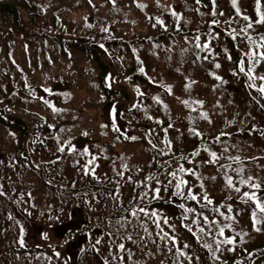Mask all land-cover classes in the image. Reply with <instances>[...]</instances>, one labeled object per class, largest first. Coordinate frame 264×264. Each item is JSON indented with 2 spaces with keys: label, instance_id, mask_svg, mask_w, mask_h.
Segmentation results:
<instances>
[{
  "label": "trees",
  "instance_id": "obj_1",
  "mask_svg": "<svg viewBox=\"0 0 264 264\" xmlns=\"http://www.w3.org/2000/svg\"><path fill=\"white\" fill-rule=\"evenodd\" d=\"M261 3L264 7V0ZM139 4L146 7L140 8ZM238 5L253 21L258 18L255 0H238ZM169 6L181 14L179 28ZM197 7L204 13H210L213 8L210 0H202L200 5H196L195 0H159V3L157 0H115V3L112 0H91V3L89 0H0V185H3L0 191L6 193L0 196V264H104L106 258L111 260L109 248L113 252L116 249L108 244L109 237L105 233L113 229L110 221L115 222L122 214L128 215L123 209L129 207L133 187L125 185L121 189L120 203L99 195L115 189L114 182L119 177L113 171V160L116 169L122 170L120 157H126L127 163L134 166L135 180L157 171L148 139L163 147V128L168 123L174 126L168 132L174 156L157 159L190 154L201 146V139L189 133L192 122L188 117H196L200 111L208 112L212 120L211 124L195 121L212 150L218 154L223 151V145L214 140L220 132L232 134L221 137L228 151L220 163H232L236 167L227 157L240 156L246 173L250 169L253 175L264 177V168L259 167L264 166V136L259 131L250 134L253 126L264 130V109L253 99L260 97L255 90L246 87L245 78L232 75L240 53L224 22L236 17L235 10L231 0H216L215 18L221 24L214 29L220 37L213 41V47L220 53L216 60L221 68L215 69L209 61L193 63L197 55H208L195 49L193 37L197 28L206 33L207 22L212 19L210 15L201 18L193 11ZM220 12L224 15L220 16ZM157 18L163 20L165 26L159 25ZM245 23L236 18L230 27L239 30ZM249 34L253 37L264 34V26L254 25ZM207 39L202 35L201 43ZM246 45L245 41L240 47L247 51ZM225 47L233 61H228L222 52ZM140 67L145 69L144 73L139 71ZM257 71L264 74V64L258 66ZM210 72L222 76L227 83L218 87L220 81L209 75ZM109 75L113 80L111 88L107 86ZM149 78L156 83H150ZM191 81L196 83L186 90L184 86ZM161 83L172 85V94H167L159 86ZM137 87L144 93L143 97L137 95ZM156 95L168 105L167 112L154 102ZM184 100L204 103L202 106L193 104L197 108L193 112L182 103ZM260 103L264 104V99H260ZM134 104H139L140 109H134ZM49 105L64 111L56 113ZM113 105L117 108L118 126L126 130L128 136L139 139L131 141L121 137L116 140L117 133L111 129ZM149 115L154 119H147ZM157 119L164 123L157 124ZM227 121L234 123L229 125ZM48 125L55 127L50 129ZM61 128L71 129V133H59ZM151 129H156V134L146 137ZM85 131L89 133L86 137L81 135ZM57 133L64 139L74 136L72 142L78 148L88 145L93 153H99L100 149L94 147L99 145L106 150L97 161L99 181L83 176L67 155L56 164L47 163L60 155L53 138ZM201 158L207 159V153L201 152L197 162ZM184 163L185 167L193 166ZM136 167L142 171L137 173ZM218 167L205 165L200 169L205 176H217L214 182H206V189L216 205L232 203L234 210L243 209L237 231L243 228L249 233L245 237L247 242L235 252L225 251L221 261H214L208 250L177 222V234L191 245L184 251L193 256L192 264H237L238 261L264 264V232L253 230L251 207L239 203L236 194L226 189ZM186 179L195 182L194 177ZM50 180L52 184L48 183ZM84 192L89 195L84 196ZM92 192L97 193L98 203ZM21 193L27 203L18 202ZM229 195L233 196L232 200L226 199ZM189 204L196 206L195 202ZM151 207L174 218L181 211L167 204L153 203ZM73 220L78 222L76 227L69 226ZM148 227L155 238V226L149 223ZM128 232L133 233L134 239L146 237L140 229L133 231L130 227ZM122 234L127 235L123 230ZM229 234L226 230V235ZM21 235L23 247L19 243ZM98 238L102 243L94 248ZM123 242L132 252L131 260L124 254L125 264H161L162 261L174 264L173 254L168 253L163 244L162 251L157 252L151 243L144 247L126 239ZM74 249L76 257L69 252ZM57 252L59 257L55 255ZM180 260L188 264L185 257Z\"/></svg>",
  "mask_w": 264,
  "mask_h": 264
},
{
  "label": "snow or ice",
  "instance_id": "obj_2",
  "mask_svg": "<svg viewBox=\"0 0 264 264\" xmlns=\"http://www.w3.org/2000/svg\"><path fill=\"white\" fill-rule=\"evenodd\" d=\"M89 2L91 3V0H89ZM112 2L115 3V0H112ZM157 3H159V0H157ZM201 3L202 0H195L196 5H200ZM210 3L213 6L210 13L201 12L198 7L193 9V11L199 13L201 18L205 15H210L212 17V19L207 22L209 30L206 33H201L199 28H197V32L193 37L195 49H198L199 52H207L208 55H204L203 57L197 55L193 63H196L197 61H209L213 63L215 69H220L221 64L216 60V57H218L220 53L214 51L213 41L219 40L220 33L214 29L221 24V21L215 18L217 17V12L215 10L216 0H210ZM231 4L235 10L236 17L230 18L224 23L229 26L230 31L228 32V35L235 42V47L240 53L238 61L235 62L236 68L232 70V75H242L245 78L246 87L250 90H255L260 99H264V74L258 73L257 71L258 66L264 64V34H258L257 37H253L249 34V30L254 29V25L264 26V7H262L261 0H255V13L258 18L253 21L251 17L242 13V9L238 5V0H231ZM138 7L144 8L146 5L139 4ZM169 10L171 15L175 17L177 28H179V22L182 18L181 14L175 11L172 6H169ZM219 15L223 16L224 13L220 12ZM236 18H240L246 22L243 27L239 28V30L230 27L231 24L235 22ZM157 23L162 27L165 26L164 21L159 18H157ZM153 27H156V24H153ZM104 31H107V29H104ZM202 35L208 37L206 42L201 43ZM245 41L247 42V51H244L240 47ZM101 47H103V45H101ZM222 52L226 54L228 61H233V56L230 54L228 48H223ZM139 71L144 73L145 69L140 67ZM209 75L213 76L217 81H220L218 87L227 83L222 76L217 75L215 72H210ZM106 79L108 81L107 86L111 88L113 83L112 77L109 75ZM128 79L131 78L129 77ZM149 82L156 83L152 78H149ZM195 83L196 81H191L184 87L186 90H190ZM159 86L163 88L167 94H172V85L161 83ZM44 91L50 92V89H44ZM136 93L139 97L144 96V93L139 87L136 88ZM253 99L260 108L264 109V104L260 103V99H257L256 97H253ZM153 100L156 104L162 105L165 112L168 111V105L163 102L159 95L154 96ZM44 102L49 104V101L47 100ZM182 103L186 107L191 108L193 112H196L197 108L193 107V104L202 106L204 102L201 100H195L192 102L184 100ZM49 106L52 107V110L56 113L64 111L53 105ZM140 107L139 104L133 105V108L137 110H139ZM144 111L147 115V108H145ZM120 115L122 116L123 114L121 113ZM147 119L153 120L154 118L149 115L147 116ZM188 119L192 122V126L189 128V133L191 136L201 139V146L196 148L190 154H181L179 157L170 159H157V157H165L170 154L174 156L172 141L168 139L169 129H172L174 126L172 123H168L167 127L163 128L164 139L161 141L163 147H159L151 138L148 139V143L151 145V150L154 152L152 162H155L158 165L157 171L150 172L142 180H135L133 175L134 166H130L127 163L126 157H120V160L122 161L120 168L122 170L116 169L115 160H113V171L119 179L114 182V191L101 192L99 195L120 203V196L122 194L121 189L125 185H132L133 187L132 197L129 200V207L123 209V213H127L128 215L122 214L115 222H109L113 224V229L105 233V235L109 237L108 244L114 246L116 252H113L110 247L109 255L111 256V260L106 258L104 264H125L124 254L127 255L129 260L132 259L131 249L127 248L126 244L123 242L125 239L137 246L143 245L144 247H147V243H151L156 247L157 252L162 251L161 244H163V248L166 249L168 253L173 254L174 264H182V261L180 260L181 257H185L188 264H192L193 256L184 251V249H189L191 245L183 242L177 234V222L181 228L185 229L198 243H200L203 249L208 250L214 261H221V256L225 251L235 252L238 247L243 246L247 242L245 237L249 235V233L243 228H240V230L237 231V227L239 226L238 217L243 209L237 208L234 210V205L232 203L215 204L213 198L206 189V182H214L217 179V176H205L203 172L200 171L205 165H219L217 171L222 176L226 189L230 193L236 194V199L239 203L251 207L250 219L253 230L257 233L264 232V195L261 194L264 192V177L253 175L250 169H247L246 173V167L240 156L227 157V159L233 161L237 165L236 167H233L232 163H220V161L225 158L224 153L228 151V147L225 145V142L221 140V137H229L232 134L229 132H220L214 140L223 145V151L218 154L217 151L212 150L209 144L203 139L204 133L200 131L195 124L196 120H204L211 124L212 120L209 117L208 112L200 111L198 116H190ZM155 122L157 124L164 123V121L159 119ZM232 123H234V121H227V124L229 125ZM48 127L51 129L55 126L48 125ZM101 127L107 128L108 125H101ZM111 129L114 133H117V141H119L121 137L131 141L139 139L137 136H128L126 130H122L118 126L116 105H113L111 109ZM176 131L179 130L177 129ZM256 131H259L260 135L264 136V130H258L255 126L250 130V134L251 132ZM64 132L71 133V129H59V133ZM59 133L55 134L53 138L57 144L56 152L60 155H57L55 160L47 163L56 164L67 155L72 159V163L80 170L83 176L94 177L99 181V177L97 176L99 164L97 161L106 150L99 145L94 146L100 149L99 153H93L88 145H84L83 148H78L77 145L72 142L75 139L74 136L69 135L67 139H64ZM154 134H156V129H151L146 133V137H152ZM81 135L86 137L89 133L85 131L82 132ZM40 143L43 144V141ZM232 147H238V145H232ZM201 152L207 153V159L201 158L199 162H197L196 158L201 157ZM81 159H84L83 164H81ZM251 159L253 161L256 160L255 157H252ZM184 162L193 166L185 167ZM259 167L264 168V166ZM36 168L39 169L40 165H36ZM135 171L139 173L142 169L136 167ZM186 177H194L195 182L186 179ZM52 182L53 181L51 180L48 181L49 184H52ZM75 187L76 182L73 181L72 188L75 189ZM2 188L3 185H0V189ZM196 188H199L201 191H194ZM82 194L84 196L89 195L88 192ZM3 195H6V193L0 191V196ZM27 195L31 199V193L29 192ZM77 195H79V193H77ZM91 195L98 203L99 200L97 199V193L92 192ZM23 197L24 194L21 193L20 200L18 201L19 203H27V201H24ZM226 199L232 200L233 196L229 195ZM177 200L181 202L177 203ZM189 202H195L196 206H191ZM153 203L167 204L176 207L181 211L179 216L175 218L170 217L160 209L152 208L151 205ZM252 205H254V207H252ZM222 208L225 209V211H222ZM24 211L27 212V209H24ZM28 214L31 215V213ZM128 216H131L133 219H129ZM216 217H219L220 219H217ZM9 219H12V217L9 216ZM149 223L155 226V238L153 232L149 230ZM116 225H118V227H116ZM130 227L133 231H136L137 229L142 230L146 234V237L139 236L138 239H134L133 233L128 232ZM166 228L170 231H166ZM122 230L127 233L126 236L122 234ZM226 230H229L231 234L226 235ZM23 231L24 230L21 227V234H23ZM19 243L22 247L24 246L23 235H21ZM101 243L102 239L98 238L93 247L95 248L96 245H100ZM96 250L99 251L98 248ZM244 251L249 257L252 256V253L247 252V249H244ZM149 254H152L151 250H149ZM55 255L59 257L60 253L57 252ZM195 259L199 261L200 257L196 255ZM134 264H136V262H134ZM161 264H163V261ZM223 264H226V262H223ZM237 264H242V262L238 261Z\"/></svg>",
  "mask_w": 264,
  "mask_h": 264
},
{
  "label": "rangeland",
  "instance_id": "obj_3",
  "mask_svg": "<svg viewBox=\"0 0 264 264\" xmlns=\"http://www.w3.org/2000/svg\"><path fill=\"white\" fill-rule=\"evenodd\" d=\"M77 219H79V217H77ZM77 221L76 220H73L70 224H69V226L70 227H76L77 226ZM70 250H72V248L70 249ZM70 253H71V255H72V257H76V254H75V252H76V250L74 249V251L73 252H71V251H69Z\"/></svg>",
  "mask_w": 264,
  "mask_h": 264
}]
</instances>
